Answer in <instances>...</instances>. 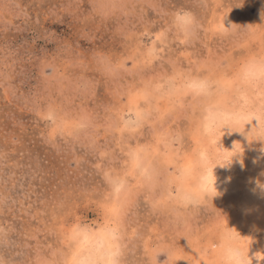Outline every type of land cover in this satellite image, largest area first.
Wrapping results in <instances>:
<instances>
[{
	"label": "rangeland",
	"instance_id": "obj_1",
	"mask_svg": "<svg viewBox=\"0 0 264 264\" xmlns=\"http://www.w3.org/2000/svg\"><path fill=\"white\" fill-rule=\"evenodd\" d=\"M259 185L264 0H0L3 264H264Z\"/></svg>",
	"mask_w": 264,
	"mask_h": 264
},
{
	"label": "clouds",
	"instance_id": "obj_2",
	"mask_svg": "<svg viewBox=\"0 0 264 264\" xmlns=\"http://www.w3.org/2000/svg\"><path fill=\"white\" fill-rule=\"evenodd\" d=\"M174 22L177 28L180 29L181 31H190L196 26V17L194 13L186 10L184 12L178 13L175 17ZM259 187L261 188V190H264V185H259ZM7 240H8L7 236L0 234V244L6 243ZM249 260L252 261V258H250L249 256L245 258L243 253L239 249H236L235 251L232 250L226 251L227 264H248ZM0 264H3V261H0ZM112 264H117L115 258H113Z\"/></svg>",
	"mask_w": 264,
	"mask_h": 264
}]
</instances>
